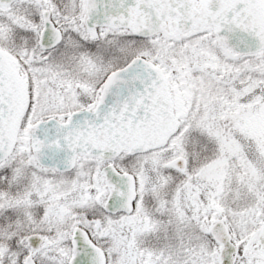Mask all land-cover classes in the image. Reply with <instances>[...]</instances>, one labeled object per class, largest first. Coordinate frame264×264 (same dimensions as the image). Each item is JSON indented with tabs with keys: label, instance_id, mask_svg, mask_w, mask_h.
I'll use <instances>...</instances> for the list:
<instances>
[{
	"label": "snow or ice",
	"instance_id": "obj_1",
	"mask_svg": "<svg viewBox=\"0 0 264 264\" xmlns=\"http://www.w3.org/2000/svg\"><path fill=\"white\" fill-rule=\"evenodd\" d=\"M0 264H264V0H0Z\"/></svg>",
	"mask_w": 264,
	"mask_h": 264
}]
</instances>
